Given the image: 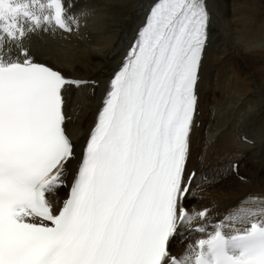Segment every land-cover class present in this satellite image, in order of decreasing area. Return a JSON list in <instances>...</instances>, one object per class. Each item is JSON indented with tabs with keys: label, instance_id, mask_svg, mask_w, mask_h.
<instances>
[{
	"label": "snow or ice",
	"instance_id": "snow-or-ice-1",
	"mask_svg": "<svg viewBox=\"0 0 264 264\" xmlns=\"http://www.w3.org/2000/svg\"><path fill=\"white\" fill-rule=\"evenodd\" d=\"M208 23L205 0L151 7L58 205L74 158L64 92L80 82L22 43L78 20L64 0H0V48L19 49L15 59L0 54V264H264V210L241 207L210 224L207 209L184 206ZM196 219L202 238L171 255L170 238Z\"/></svg>",
	"mask_w": 264,
	"mask_h": 264
},
{
	"label": "bare ground",
	"instance_id": "bare-ground-1",
	"mask_svg": "<svg viewBox=\"0 0 264 264\" xmlns=\"http://www.w3.org/2000/svg\"><path fill=\"white\" fill-rule=\"evenodd\" d=\"M77 1L81 5L103 3L104 15L95 31L84 26L79 37L30 33L34 44L29 45L28 52L66 74L102 81L117 64L152 0ZM207 4L212 32L197 85L200 125L193 133L190 164L209 177L198 183L202 197L195 203L218 211L246 193L264 190V0H207ZM233 88L238 94L231 92ZM101 90L96 89L66 124L75 143L80 142L92 122ZM206 128L211 133L208 137ZM240 133L253 143L241 141ZM235 156L243 178L231 172L222 174L209 166L220 164L229 169ZM61 193L60 190L52 198ZM189 245L190 241H179L176 251L181 253Z\"/></svg>",
	"mask_w": 264,
	"mask_h": 264
},
{
	"label": "rangeland",
	"instance_id": "rangeland-1",
	"mask_svg": "<svg viewBox=\"0 0 264 264\" xmlns=\"http://www.w3.org/2000/svg\"><path fill=\"white\" fill-rule=\"evenodd\" d=\"M207 126H208V125H207ZM206 136H207V135H206ZM208 136H209V135H208ZM208 136H207V137H208ZM194 146H195V148H196V145H194ZM176 246H177V247H176ZM172 248H173V249L175 248L174 250H177V248H178V242L175 243V244H173V245H172Z\"/></svg>",
	"mask_w": 264,
	"mask_h": 264
}]
</instances>
